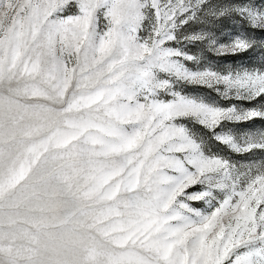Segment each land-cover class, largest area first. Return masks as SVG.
Segmentation results:
<instances>
[{"label":"snow or ice","instance_id":"obj_1","mask_svg":"<svg viewBox=\"0 0 264 264\" xmlns=\"http://www.w3.org/2000/svg\"><path fill=\"white\" fill-rule=\"evenodd\" d=\"M0 264H264V0H0Z\"/></svg>","mask_w":264,"mask_h":264},{"label":"rangeland","instance_id":"obj_2","mask_svg":"<svg viewBox=\"0 0 264 264\" xmlns=\"http://www.w3.org/2000/svg\"><path fill=\"white\" fill-rule=\"evenodd\" d=\"M235 59H236V58H231V60H232V61H234ZM256 127H257V128H259V127H260V125H259V124H257V125H256Z\"/></svg>","mask_w":264,"mask_h":264}]
</instances>
